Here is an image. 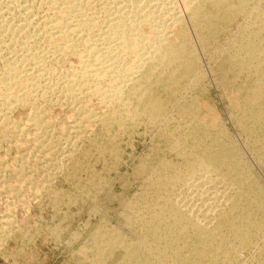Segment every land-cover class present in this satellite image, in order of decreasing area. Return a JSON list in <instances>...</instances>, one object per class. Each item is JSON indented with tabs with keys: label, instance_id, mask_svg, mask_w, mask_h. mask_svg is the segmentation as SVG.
Returning <instances> with one entry per match:
<instances>
[{
	"label": "bare ground",
	"instance_id": "bare-ground-1",
	"mask_svg": "<svg viewBox=\"0 0 264 264\" xmlns=\"http://www.w3.org/2000/svg\"><path fill=\"white\" fill-rule=\"evenodd\" d=\"M3 1L0 50L5 52L1 54L5 72L0 75V121L7 125L5 128L10 127L12 121L8 120L7 113L17 105L31 106L37 100L45 104L43 107L34 105L36 110L30 109L32 115L25 123L15 124L10 129L25 136V129L33 128L32 141H35L46 169L56 168L57 172L66 175L70 167L79 168L82 160L78 153L81 150L76 142L91 129L92 123L99 121L101 126L110 128L113 121L120 125L133 123L140 115L154 123L165 117V107L174 104L184 91L201 87L198 85L199 57L194 46L197 40L192 43L191 34L170 1ZM183 4L202 49L210 56L219 54L215 63L212 62L217 82L227 95V105L257 163L264 169V0H183ZM240 15L244 17L243 24H238L240 27L223 45L218 41L219 35ZM69 52L85 64L79 65L76 72H69L68 77L55 71L54 74L49 63ZM190 95L189 101L178 108L182 117L175 118L170 125L165 124L160 131L162 146L177 158L165 157V150L161 152L164 148L160 149L163 156L156 150L151 158H142L133 171L141 179L140 191L135 196L131 194V199L124 194H115L122 208L116 212L112 210L116 225L104 226L106 217L101 213L97 214L101 218L99 223L88 225L86 229L83 227L85 231L81 236L90 239V249L77 245L72 252L73 255L75 252L77 264H236L245 251L256 246L250 264H264V185L250 169L235 140L224 128L226 126L216 119L208 121V116L204 115L207 113L197 111L201 104L196 94ZM93 99L104 106V114H97L100 112L91 108L89 101ZM59 103L73 111L74 125L70 131L74 134L69 140L52 132L54 127L48 110ZM197 112L204 115L203 118L198 115L202 119L197 117ZM88 134H92L91 130ZM90 141L95 144L97 139L92 136ZM19 161L12 169L23 184L28 183L27 161ZM50 174L52 171L45 174L49 180L57 175ZM4 181L1 186L6 184ZM30 185L33 184L30 182ZM88 185L95 191L100 187L92 181ZM16 188L13 192L19 189ZM83 190L88 191V186ZM16 194L12 196L17 198ZM94 202L91 198L89 204L94 205ZM95 208L92 210L97 212L98 208ZM6 222L4 225L9 224L8 220ZM8 228L0 227V237L7 235L5 229ZM74 236L75 239L79 237Z\"/></svg>",
	"mask_w": 264,
	"mask_h": 264
},
{
	"label": "rangeland",
	"instance_id": "rangeland-1",
	"mask_svg": "<svg viewBox=\"0 0 264 264\" xmlns=\"http://www.w3.org/2000/svg\"><path fill=\"white\" fill-rule=\"evenodd\" d=\"M163 1L164 2L170 1L169 4L173 5L175 11L177 10L176 14H178L180 16V19H181L184 27H187L186 30H188L189 34H191L192 43L194 44V42L197 40L195 42L194 46L196 49L197 57H199L198 58V61H199L198 64H199L200 76H199L198 80H200V82L198 85H200L201 87L198 89H196V88L192 89L190 91L187 90L186 92L184 91L181 95L183 97L180 96V98H178L174 104H172V105L168 104L165 107V117L159 118V120H156L154 123L147 122L148 120L145 117V115L144 116L140 115L139 118L135 121L136 123L134 121H133V123L131 121H129L128 123L125 122V124L123 123L122 125L125 127H123L120 124H117V122H115V121H113V123L110 125V128L109 127L106 128L103 125L101 126V124H100L101 122H99V121L95 124L92 123V125H90L89 129L91 128L90 130H91V133L93 135L88 134V133H90V130H87L88 132L87 133L85 132V134H84L85 137L83 136V138H81L82 140L79 139L76 142L78 150L79 151L81 150L79 153L82 152L81 154L78 153L79 160H82L81 166L79 168H71L70 167L67 170L69 173L68 174L66 173V175H64L63 173L57 172L56 168L51 169V167H50L49 169H46L47 167H43V161H41V159L43 160V158L39 154L40 151L35 146L36 145L35 141H32V140H34L32 137V135L34 134L33 128L30 129L29 127H27V129H25V132H24L25 136L20 135V134L17 135L12 129H10L13 126H16L15 124L22 125L23 123H25L24 121L27 120L32 115L31 113L29 114L30 109L36 110V109H34L37 107L36 104L39 107L41 105L43 107L45 104H43V102L37 100V102L34 104L36 107L34 105L29 106V105L20 104V105H17L18 107L16 106V108H13L10 112H8V113L6 112L7 116H8V120L12 121V125H10V127L8 125L9 130H10L9 131L8 127L5 128L6 124L1 123L2 121H0V123H1L0 124V135H1V137H0L1 138V140H0V171H2V173L0 172V177H1L0 178V184L2 185L3 181L6 179L4 181L6 184H3V186L0 185V227L4 228L6 226V228H8L10 225V222H9L10 220H12L11 224H13V226L10 225V227L8 228L10 231L8 229H5L6 232L9 233V234L6 233L8 236L5 235L3 237H0V264H77L75 252H74V255L72 254V252L77 248V245L83 246L84 249H90L88 247V245H90V241H89L90 239H87V238L84 239L81 236V235H83V232L85 231L86 226L88 227V225H93V224L96 225L97 224L96 222H98V221L100 222L101 221V218L99 217L100 215L97 216V214H101V213H104L105 217H106L105 223H103L104 226H106L107 228H111V226L116 225L117 220L114 217V213L116 212V210H121L122 208H120L121 205H119L120 203L118 202V200L115 199V197H116L115 194H118V193L122 194V195L124 194L127 198L131 199L133 196H135V194H137L138 191H140L141 188L139 189V187L141 185V183H140L141 179L133 173L134 169L140 163V161L143 159L151 158L154 155V153L156 152V150L159 153V156L162 155V153L165 150L163 155L165 154L164 155L165 157H168V158H171L174 160L175 157L173 156V153L169 152L165 148V146H162L164 144V142H163L162 132H160V131H162L165 124L170 125L174 122L175 118L182 117L181 111H179L178 108L181 107L182 104H184L186 101H189V99L192 97V95H190V94H192V93H194V95L196 94V96H197L196 98L198 99V102L202 105V107L204 105V108H202L200 105V107L197 111L201 112L202 114L207 113L208 115H206V114H204V115L208 116L207 117V118H209L208 121L213 122L212 119H214V120L216 119L217 122H220L222 125L224 124V126H226L224 128L229 132L230 137L233 140H235V144L237 145L238 149L241 151L244 158H246V160L248 161L250 169L260 179L261 183H263L262 185H264V169L259 163H257L255 155L252 153L251 147L249 146L250 144H249L248 140H246L245 135L241 131L239 125L236 123V121L233 117V114H231L232 109H230L229 105H227V103H229L227 95L224 94V91L222 90L221 85L217 82L218 79H216L217 75H216V72L214 69L215 64H213V63H215L214 61H216L218 59L219 54L215 53L214 56H210L209 52H207L205 49H202V46L198 42V39L193 34L192 26H191L190 20L188 19L187 11H186L185 6L183 4V0H163ZM3 5H4V1L0 0V11H2ZM181 8H182V10H181ZM184 21H185V23H184ZM243 22H244V17H242L241 15L232 19V21L227 24L226 31L219 35L218 41L222 42L223 45H225L227 43V41L232 38L233 34H235L238 27H240V25L243 24ZM238 24H240V25H238ZM144 30H145V32L148 33V30L145 27H144ZM15 36H16V38H18V35H15ZM194 36H195V38H194ZM17 40H19V38ZM5 42H9V40H6ZM0 51H1L0 55L5 53L3 49ZM5 55H7V54H5ZM69 55H70V57H69ZM0 58H1V60H0V75L2 76L5 72V63L3 61V59H4L3 55H1ZM76 58L77 57H75V54L73 52L67 53V55L65 57L60 58L59 60H55V61L50 62L51 65L49 63L51 71H53L54 74L59 72V73H57L58 75L62 73L64 75L66 74L65 75L66 77L70 76V75H68V73L69 72L70 73L76 72V70H79L80 66L83 63V62H81L82 60L79 59V57L77 59ZM83 64H85V63H83ZM52 66L54 67V69ZM68 70H70V71H68ZM201 71H202V73H201ZM1 76H0V78H1ZM214 81H215V83H213ZM222 91H223V93H222ZM200 93H201V95H200ZM89 104L92 105L91 108L92 109L94 108V111L96 113L100 112L97 114H104V112H105L104 106H102V105L100 106V104L98 102H96V100L93 99V100L89 101ZM62 105H63V107H62ZM27 106H29L30 108ZM205 106H207V108ZM208 106H209V108H211V110H212L211 112L208 111V110H210L208 108ZM49 109H50V110H48L49 118H50L51 122H53V127H54V128H52L53 130L52 129H50V130H52V132L54 131L53 134L56 136H60L61 138H63V136H64L65 138H63V139H66V138H67V140L72 139L73 134H74L73 131H70V130H73L71 128L74 125V119H73L74 117H72L73 116L72 109L70 110L69 106H65L64 104H61V103H59V105L58 104L52 105V107L50 106ZM177 109H178V111H177ZM205 109L208 112H206ZM201 113H198L197 117H199L198 115H200V117L203 118L204 115H202ZM1 114H2V112H1ZM1 114H0V116H1ZM209 114L212 116V118ZM213 115H215V116L213 117ZM9 117H10V119H9ZM200 117H199V119H202ZM204 118L206 119V117H204ZM221 118H222V122H221ZM170 120H172V121H170ZM139 122H140V124H139ZM10 123L11 122H9L8 124H10ZM2 125H4V127H1ZM133 125H135V126H133ZM91 126L94 128H92ZM100 126H101V128H100ZM118 127L119 128L121 127V128L117 129ZM2 128H4V129H2ZM122 128L125 131H123ZM159 128H161V129H159ZM109 129H110L111 133H110ZM117 130L119 132H117ZM120 133H122L123 136ZM2 134H4V135H2ZM86 134H88L90 136H88ZM155 134H156V136H155ZM5 135L7 137H4ZM157 135H158V137H157ZM92 136L97 139V142L95 144H92V142L90 141ZM13 137L16 138L17 140L13 139ZM87 137L88 138L90 137V138L88 139ZM103 139H105V140H103ZM18 140L19 141L23 140V142L22 141L18 142ZM12 141H14L13 143L16 142L15 143L16 146L12 143ZM11 144H13V145H11ZM99 144H100V146L98 147ZM78 145H79V147H78ZM80 146H81V148H80ZM93 147L96 148L97 150L94 149ZM102 147H104V148H102ZM160 149H163V150H161V152L163 151L162 153H160ZM95 150H96V152H95ZM104 151H106V153ZM87 152H88V154H87ZM110 152H111V154H110ZM91 153H92V155H91ZM127 155H129V156H127ZM140 155H141V157H139ZM146 155H147V158H146ZM251 155H253V157L255 159ZM81 157H85V158H81ZM23 158L26 159V161H27V171L25 170L26 176L27 177L29 176L28 179L32 178L31 179L32 181L30 179L28 180L29 184L28 183L23 184V182L20 180V178L19 179L17 178L18 176L15 175V173L12 169L14 167V165H15V167H14V169H15L18 166L17 163L20 162L19 160H24ZM120 158H121V160H120ZM105 160H106V162H105ZM87 162H89V163H87ZM32 163L36 164V165H32ZM4 165H6V166H4ZM10 166H11V168H10ZM114 166H116V167H114ZM28 167L32 168V169H30V170H32V172L30 170L28 172V169H29ZM92 169H94V170H92ZM47 170H49V171H47ZM76 170H77V172H75ZM83 170H84V172H83ZM85 170H87V171H85ZM51 171H52V174H54V175H55V173H57V175L52 176V179H51L52 181L49 180V178H47L45 175L47 172L51 173ZM29 173H30V175H29ZM52 174H50V175H52ZM60 176H62L63 178ZM45 177H46V179H45ZM55 177H56V179H55ZM104 178H105V180H104ZM46 180H49V181L45 182ZM122 180H123V182H122ZM29 181L33 185H30ZM56 181H58V183L60 181V183L58 184ZM63 181H65V182H63ZM90 181H92L95 184H99L100 187H98V189L95 191L91 185H88V183ZM21 182H22V184H21ZM121 182L123 183V185ZM38 183L41 185V186H39L40 188L36 187L39 185ZM125 183H127V184H125ZM9 184H11L12 186ZM34 184H36V185L34 186ZM43 184H44V186H43ZM53 184H56L57 186L53 185ZM75 184H76V186L74 187ZM104 184H107V185H104ZM6 185H8V186H6ZM13 185H14V187H13ZM86 185L88 186V191L83 190V188H85ZM16 186H17V188H16ZM124 187H126V188H124ZM15 188L16 189L19 188V189L15 190V192H13V189H15ZM38 189L40 191L44 190L45 192L44 191L39 192ZM101 189H102V192H101ZM51 191H54L56 194L51 193ZM38 192L41 195L37 194ZM13 193L14 194L18 193L16 195L18 196L17 198H19V199L14 198V196H12ZM110 193H111V195H109ZM77 194H79V196H77ZM56 195H59V196H56ZM107 195H108V197H107ZM76 196L78 197V199ZM69 198H70V200H69ZM91 198L95 199L94 203L96 205L95 204L94 205L89 204L91 202ZM20 200H22V201H20ZM96 200H99L98 203ZM102 200H105V201H102ZM107 200L110 203H107L108 202ZM58 201H60V202H58ZM46 202H47V204H45ZM99 202L103 203L105 205V207L103 204H101ZM115 202H118V203H115ZM54 207H55V209H54ZM90 207H92L93 209H94V207H96L95 209L98 208L97 212H95L96 210L95 211L92 210V208H90ZM9 209H11V210H9ZM113 209H115L114 210L115 212L114 211L112 212ZM7 218H12V219H7ZM7 220L9 222V224L4 225L7 223L6 222ZM107 220L108 221L110 220V221L107 222ZM54 226H56V228ZM53 227L55 229H53ZM54 230H55V232H54ZM11 231L13 233H11ZM26 231H27V233H26ZM21 233L22 234L24 233V234L21 235ZM24 235L26 238L25 237L23 238ZM74 235H79V237H76V239H75ZM19 236L20 237L22 236V237L20 238ZM4 237H6L5 241L3 240ZM75 241H76V243H75ZM78 241H79V244H77ZM82 241H83L84 245L82 244ZM74 246H75V248H74ZM256 247L254 249L245 251V253L240 256V258H239L238 262H236V264H241L242 262L245 264H250L251 260H252L251 259L252 254L255 252ZM66 248H68V249H66ZM85 251H87V250H85ZM87 253H89V250L87 251Z\"/></svg>",
	"mask_w": 264,
	"mask_h": 264
}]
</instances>
